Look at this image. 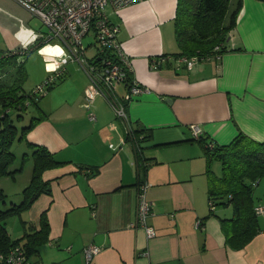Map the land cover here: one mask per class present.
Wrapping results in <instances>:
<instances>
[{"label": "crops", "instance_id": "crops-1", "mask_svg": "<svg viewBox=\"0 0 264 264\" xmlns=\"http://www.w3.org/2000/svg\"><path fill=\"white\" fill-rule=\"evenodd\" d=\"M176 3L143 0L110 15L130 59L129 77L141 91L132 93L123 76L114 80L111 98L97 94L84 107L92 82L66 46L49 71L65 68L62 80L37 98L40 119L25 140L63 163L43 171L50 193L18 215L19 228L6 223L17 238L39 228L46 212L49 239L30 256L33 264H264V214H256L253 235L235 246L239 241H227L231 227L227 233L222 227V220L231 224L232 205L210 210L200 140L226 144L239 132L264 140V1L241 0L227 49L190 68L172 55L180 49ZM22 9L14 0H0V48L6 51L29 41L35 30ZM97 58L96 52L88 62L98 65ZM111 99L123 103L125 118L116 115ZM191 124L200 127L199 137ZM136 127L143 131L135 144L130 132ZM141 182L152 202L151 238L133 222ZM255 185L253 204H264V176ZM89 244L100 250L86 261Z\"/></svg>", "mask_w": 264, "mask_h": 264}, {"label": "trees", "instance_id": "trees-1", "mask_svg": "<svg viewBox=\"0 0 264 264\" xmlns=\"http://www.w3.org/2000/svg\"><path fill=\"white\" fill-rule=\"evenodd\" d=\"M230 0H177L174 16V34L179 45V51L172 54L180 56L196 55L199 60L210 58L224 52L229 32L233 29L236 17L241 6V0H237L232 10H229ZM264 1V0H262ZM43 43L36 39L29 45V49L23 51H0V176L13 174L17 167L10 169L15 160V154L11 147L15 140H25L27 132L36 124L40 116H32L29 123L23 125L20 130L8 119V111L19 112L30 104L36 103L40 96H34L32 92L20 93L23 81L26 77L23 68L24 56L29 53L33 45ZM215 46H218L215 49ZM112 59L117 56L107 53ZM16 68L12 81L2 79V74L11 68ZM124 76L130 79L128 68L123 67ZM51 87V86H50ZM31 99V100H30ZM143 131L136 127L131 133V139H138L137 134ZM148 136V135H147ZM145 136H143L144 138ZM204 146L206 156V174L208 177V200L211 203L210 210L216 205L230 203L234 209L231 224L222 220V227L227 233L228 226L231 231L227 241H239L235 246H242L257 230L256 214L253 204V184L264 176V140H255L243 132H239L226 144L216 143L212 140L200 139ZM32 147L31 158L33 162L32 177L27 186L22 190V200L19 203L8 201L3 188L0 186V264L1 258L14 246L19 245L30 258L38 247L48 241L49 223L46 212L40 214L39 228L25 231L21 236L12 238L7 227L6 219L11 215H20L29 209L33 201L41 193H50L47 181L42 179V173L48 168L62 164L43 145L26 140ZM24 158H27L23 156ZM217 160L221 164V175L214 174L210 165ZM32 262V260L30 259ZM33 263V262H32Z\"/></svg>", "mask_w": 264, "mask_h": 264}, {"label": "built area", "instance_id": "built-area-1", "mask_svg": "<svg viewBox=\"0 0 264 264\" xmlns=\"http://www.w3.org/2000/svg\"><path fill=\"white\" fill-rule=\"evenodd\" d=\"M23 7L30 15L37 16L47 27L46 32L30 30L29 41L18 47L20 51L29 49V45L39 39L46 42L53 37H58L70 51V60H77L85 66L92 85L85 90L83 106L88 107L97 94L109 95L114 80L123 77V67H130V59L124 52L122 43L117 39L119 24L110 19L112 13L119 11L133 3L143 0H14ZM92 29L94 31L95 43L97 44V55L99 66L88 62L85 56L86 47L82 38ZM218 46H215L217 49ZM111 52L117 58L112 59L107 55ZM218 59L220 56H214ZM183 64L190 68L199 61L196 55L180 56L178 58ZM158 61H152L155 66ZM64 67H60L49 73L43 82L36 85L31 92L34 96L44 94L50 86L62 80ZM143 89L133 79L130 90L137 93ZM115 113L119 117H126V111L122 102L111 99ZM194 137H199L201 129L197 124L190 125ZM147 185L141 182L137 186L136 209L134 224L144 229L147 238L155 236L154 227L148 223V216L153 213L152 202L147 197ZM211 208V203L208 200ZM255 214H264V204L254 205ZM200 220L197 221V224ZM100 250L99 246L89 244L84 247L86 261L91 260L94 254ZM3 264H33L30 258L19 245L13 247L5 255L1 256Z\"/></svg>", "mask_w": 264, "mask_h": 264}, {"label": "rangeland", "instance_id": "rangeland-1", "mask_svg": "<svg viewBox=\"0 0 264 264\" xmlns=\"http://www.w3.org/2000/svg\"><path fill=\"white\" fill-rule=\"evenodd\" d=\"M237 0L229 1V10H232L234 4ZM22 13L25 15L26 23L34 28L37 31L46 32L47 27L42 23V21L37 17L30 15L27 11L22 9ZM174 25V21H173ZM82 43L86 47L85 55L88 58H92L93 55L97 52V44L95 43L94 31L90 29L88 33L82 38ZM65 44L58 37H53L50 40L38 43L33 45L31 50L27 55L24 56L23 68L25 69L26 77L23 81L22 90L20 93H29L36 86L45 80V78L49 75V71L54 67L61 58H63L64 54L67 52L64 47ZM5 47H1L0 51H6ZM16 73V68H11L8 72L2 74V79L5 81H12L13 75ZM31 100V99H30ZM36 105L34 102L27 104L24 109H22L19 113L22 116H17L18 111L12 109L8 111V119L11 120L20 130L23 125L29 123L32 116H37ZM0 107V115L1 112ZM1 119L0 116V122ZM12 151L15 154V160L10 166V169H14L17 167H22L20 170H16L13 174H3L0 176V186L3 188L7 196L8 201H13L15 203H19L23 196L22 190L25 186H27L32 177V169L33 162L31 158L32 147H29L26 143V140H15L11 147ZM27 158H24L23 156ZM212 166L210 168L214 172L215 175H221V164L219 161H212ZM258 196V192H256V185L253 188V197L256 199ZM209 204V203H208ZM210 208V206H209ZM6 222L10 226V228L14 225L19 228V217L18 215H11L6 219ZM14 231V230H13ZM36 259V258H32Z\"/></svg>", "mask_w": 264, "mask_h": 264}, {"label": "flooded vegetation", "instance_id": "flooded-vegetation-1", "mask_svg": "<svg viewBox=\"0 0 264 264\" xmlns=\"http://www.w3.org/2000/svg\"><path fill=\"white\" fill-rule=\"evenodd\" d=\"M16 50H18V51H19V49H18V48H15L14 50H12V49H11L10 51H16Z\"/></svg>", "mask_w": 264, "mask_h": 264}]
</instances>
